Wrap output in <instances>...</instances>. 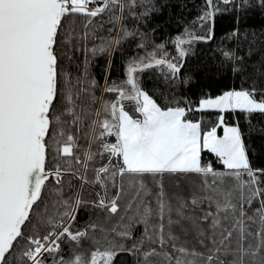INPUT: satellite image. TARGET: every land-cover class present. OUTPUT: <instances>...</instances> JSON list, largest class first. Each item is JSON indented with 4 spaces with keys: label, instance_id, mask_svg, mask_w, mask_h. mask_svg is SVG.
Returning <instances> with one entry per match:
<instances>
[{
    "label": "snow or ice",
    "instance_id": "1",
    "mask_svg": "<svg viewBox=\"0 0 264 264\" xmlns=\"http://www.w3.org/2000/svg\"><path fill=\"white\" fill-rule=\"evenodd\" d=\"M197 7L97 95L90 57L141 36L155 0H0V264H264V0ZM224 19L227 87H141L148 69L198 86L188 61Z\"/></svg>",
    "mask_w": 264,
    "mask_h": 264
},
{
    "label": "trees",
    "instance_id": "2",
    "mask_svg": "<svg viewBox=\"0 0 264 264\" xmlns=\"http://www.w3.org/2000/svg\"><path fill=\"white\" fill-rule=\"evenodd\" d=\"M200 2L201 0H155L157 7L160 9L158 13L144 23L129 21V28L137 27L142 33L141 36L127 39L119 49L114 48L111 55L90 57L88 75L94 78L101 86L97 90V95L100 94L106 82L119 83L126 79V66L131 58L144 55L146 51H151L156 44L170 41L178 33H181L185 27L196 28L193 21L198 15L197 6ZM185 5L187 6L186 9L183 7ZM250 23L259 24L260 20L256 18ZM230 28V20H220L217 24V41L207 45L197 44L194 46L196 53L188 61L187 69L195 70L197 74L196 85L198 86H185L170 81L166 83L157 69H148L139 74L141 87L149 92L150 95H154V98H159V103L166 102L169 92H171L177 99L186 97L193 104L198 102L201 91H210L215 94L218 89L227 87L229 84L228 80L222 79L217 73L211 57L214 54L213 50L220 44V39L225 31ZM196 30L199 34V29ZM140 42L145 43L148 47L146 49L138 48L137 44ZM167 48L174 54L170 43L167 44ZM107 95L109 99L113 98L112 94ZM126 107L127 109H132L130 103H126ZM200 115H203L209 121L215 119L214 114L204 113ZM229 122H232L231 118H229ZM240 123L244 124L242 118H240ZM86 222L87 219L84 218L82 223ZM118 260L128 264L131 257L121 255Z\"/></svg>",
    "mask_w": 264,
    "mask_h": 264
},
{
    "label": "rangeland",
    "instance_id": "3",
    "mask_svg": "<svg viewBox=\"0 0 264 264\" xmlns=\"http://www.w3.org/2000/svg\"><path fill=\"white\" fill-rule=\"evenodd\" d=\"M126 108H127V107H126ZM127 110L131 111L132 109L129 108V109H127Z\"/></svg>",
    "mask_w": 264,
    "mask_h": 264
}]
</instances>
